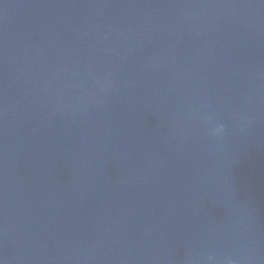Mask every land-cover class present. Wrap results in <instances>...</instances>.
I'll return each mask as SVG.
<instances>
[{"label": "water", "instance_id": "water-1", "mask_svg": "<svg viewBox=\"0 0 264 264\" xmlns=\"http://www.w3.org/2000/svg\"><path fill=\"white\" fill-rule=\"evenodd\" d=\"M0 264H264V0H0Z\"/></svg>", "mask_w": 264, "mask_h": 264}, {"label": "clouds", "instance_id": "clouds-1", "mask_svg": "<svg viewBox=\"0 0 264 264\" xmlns=\"http://www.w3.org/2000/svg\"><path fill=\"white\" fill-rule=\"evenodd\" d=\"M223 128H224L223 124H219L217 128L215 129V131L217 132L223 131Z\"/></svg>", "mask_w": 264, "mask_h": 264}]
</instances>
